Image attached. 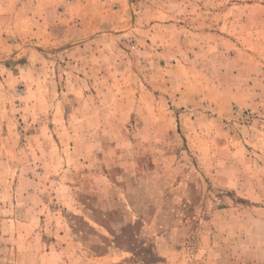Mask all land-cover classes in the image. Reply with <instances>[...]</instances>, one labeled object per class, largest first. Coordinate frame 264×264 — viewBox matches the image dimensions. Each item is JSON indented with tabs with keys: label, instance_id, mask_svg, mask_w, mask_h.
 Segmentation results:
<instances>
[{
	"label": "rangeland",
	"instance_id": "374dc122",
	"mask_svg": "<svg viewBox=\"0 0 264 264\" xmlns=\"http://www.w3.org/2000/svg\"><path fill=\"white\" fill-rule=\"evenodd\" d=\"M0 264H264V0H0Z\"/></svg>",
	"mask_w": 264,
	"mask_h": 264
},
{
	"label": "crops",
	"instance_id": "0c3cea01",
	"mask_svg": "<svg viewBox=\"0 0 264 264\" xmlns=\"http://www.w3.org/2000/svg\"><path fill=\"white\" fill-rule=\"evenodd\" d=\"M155 28H156V26H155ZM155 28H154V29H155Z\"/></svg>",
	"mask_w": 264,
	"mask_h": 264
}]
</instances>
